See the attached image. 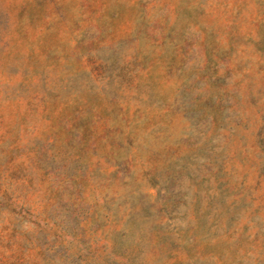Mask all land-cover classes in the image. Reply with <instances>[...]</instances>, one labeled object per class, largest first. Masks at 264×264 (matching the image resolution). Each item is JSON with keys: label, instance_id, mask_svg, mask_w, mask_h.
<instances>
[{"label": "rangeland", "instance_id": "rangeland-1", "mask_svg": "<svg viewBox=\"0 0 264 264\" xmlns=\"http://www.w3.org/2000/svg\"><path fill=\"white\" fill-rule=\"evenodd\" d=\"M0 264H264V0H0Z\"/></svg>", "mask_w": 264, "mask_h": 264}]
</instances>
